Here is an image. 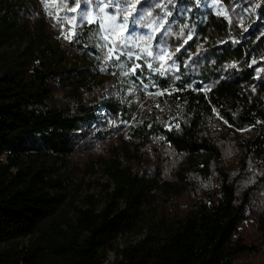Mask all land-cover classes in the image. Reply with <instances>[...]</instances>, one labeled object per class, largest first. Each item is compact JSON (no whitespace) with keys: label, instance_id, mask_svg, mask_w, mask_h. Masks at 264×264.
I'll use <instances>...</instances> for the list:
<instances>
[{"label":"trees","instance_id":"obj_1","mask_svg":"<svg viewBox=\"0 0 264 264\" xmlns=\"http://www.w3.org/2000/svg\"><path fill=\"white\" fill-rule=\"evenodd\" d=\"M213 1L206 0L203 79L174 87L160 72L134 67L132 57L111 55L97 23L75 28L60 48L51 43L44 19L28 23L19 16L36 7L34 0H0V157L6 156L0 162V264H243L236 259L252 248L239 229L252 191L264 189V79L256 77L252 61L264 49V36L251 29L244 39L239 27L216 21ZM204 12L200 5L188 9L197 31ZM248 12L252 28L255 17L264 22V3ZM16 40L24 46L2 50ZM157 87L164 92L156 93ZM57 91L63 105L51 101ZM146 99L149 110L141 113ZM155 102L181 114L177 129H165ZM100 107L130 122L119 143L108 148V158L96 160L112 189L100 210L90 202L74 221H66L59 211L76 136L103 142L122 133L121 126H100ZM213 126L220 127L218 134ZM157 135L182 157L176 183L133 167ZM224 149L226 156L235 152V164L226 162ZM250 168H256L254 175ZM191 175L206 183L215 175L214 193H202L181 215L158 217L155 203L180 196ZM249 179L253 183L240 188ZM258 217L264 231V211ZM126 233L143 234L134 244L115 247ZM21 239L28 240L23 250Z\"/></svg>","mask_w":264,"mask_h":264},{"label":"rangeland","instance_id":"obj_2","mask_svg":"<svg viewBox=\"0 0 264 264\" xmlns=\"http://www.w3.org/2000/svg\"><path fill=\"white\" fill-rule=\"evenodd\" d=\"M34 1L36 7L30 8L27 12L20 10L19 16L28 23L44 19L49 27L46 32L52 35L51 43H58L60 48H63V45L70 40L75 28L85 23H97L102 36L110 44L111 55L120 54L132 57L134 67L143 65L146 69L158 71L174 87L183 81L192 83L203 79L206 71V21L208 20L206 19V0L200 4L198 0L191 3L184 0ZM263 3L264 0H214L210 5V13L218 22L226 21L235 29L239 27L240 33L246 35L244 39L250 37L248 31L251 29L255 31L259 29L260 35L264 36V22L255 17L253 21L257 23V27L252 28L254 24H251V19L248 18L250 15L248 11ZM197 5L205 10L199 31L194 28V24L187 17L188 9L196 8ZM231 44H236L235 39H231ZM17 46L23 47L24 43L16 40L11 45L4 46L2 50L10 53ZM260 50L255 52L252 61L254 74L257 78L264 79V49ZM155 91L158 94L164 92L161 87L155 88ZM142 96L147 98L148 92L143 91ZM62 97L63 94L57 91L53 93L51 101L63 105ZM149 101L146 99L141 102V106L138 107L141 113L149 110ZM152 105L165 129H177L179 122L183 121V117L177 110L168 111L159 108L157 102ZM214 112L218 120L226 124L221 115L216 110ZM96 113L102 128L114 129L121 126L122 133L103 142H93L84 140L81 135L76 136L75 153L69 160L70 181L66 202L59 211L62 216H65L66 221L67 219L74 221L79 214L78 210L89 209L90 202L96 204L97 210L103 207L107 200V193L111 191L112 186L96 160L108 158V148L118 144L130 126V122L119 117L113 118L102 107L98 108ZM131 120L134 119L131 118ZM213 129L215 134H218L220 127L213 126ZM224 151L226 162L235 164V152L232 150L226 156V150ZM140 153L139 165L134 164V169L148 176L156 177L159 174L163 180L176 183L175 172L182 157L170 150V145L166 143L164 136L152 137ZM5 161L6 156H1L0 162ZM91 164H94L93 172H88ZM249 171L254 175L253 172L257 170L250 168ZM188 181L189 183L180 196L162 198L155 203L158 217H172L185 213L196 201L200 200V197H205L202 193L213 194L217 183L215 175L207 183L201 182L196 175L189 176ZM251 183L253 182L249 179L241 182L239 186L246 188ZM260 190L252 191L251 207L246 212L245 220L239 229V235L244 243L252 248L251 253L236 259L239 263L264 264V231L260 229L258 217L264 211V189ZM142 234H123L117 238L114 246L120 249L134 244L141 239ZM27 241V239L19 240L18 249L23 250ZM3 247L8 249L11 246L4 245ZM113 260L114 254L108 253V261Z\"/></svg>","mask_w":264,"mask_h":264},{"label":"snow or ice","instance_id":"obj_3","mask_svg":"<svg viewBox=\"0 0 264 264\" xmlns=\"http://www.w3.org/2000/svg\"><path fill=\"white\" fill-rule=\"evenodd\" d=\"M42 2H44V0H42ZM45 6H46V7H48V5H47V4H45ZM72 10H73V11H75V9H72Z\"/></svg>","mask_w":264,"mask_h":264}]
</instances>
